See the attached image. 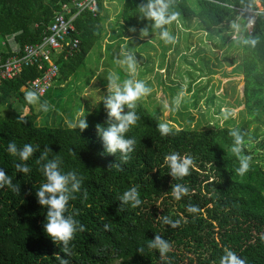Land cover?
I'll return each instance as SVG.
<instances>
[{"label": "trees", "instance_id": "obj_1", "mask_svg": "<svg viewBox=\"0 0 264 264\" xmlns=\"http://www.w3.org/2000/svg\"><path fill=\"white\" fill-rule=\"evenodd\" d=\"M68 1L0 0V49L12 36L22 47L40 42L56 12ZM123 2L120 18L127 27L160 35L161 29L140 11L148 0ZM167 2L169 13H175L177 21L178 17L184 22L195 18L207 32L240 10H261L252 33L247 22L244 25L242 91L249 119L239 131L244 137L241 155L250 157L248 171L243 176L237 171L240 160L231 151V128L170 127V134L162 136L157 128L162 122L143 98L135 109L139 119L126 133L136 140L126 162L119 153L107 154L98 135L97 126L106 127L108 123L103 100L86 119L88 127L82 132L78 128L40 125V114L34 110L18 109L4 116L0 113V168L20 187L19 192L8 186L0 188V264H60L61 259L67 264H220L226 249L244 259L245 264H264V162L246 150L248 143L264 136V0ZM101 14L100 5L97 15L85 11L76 18L75 36L81 44L73 56L60 57V78L75 76L100 44L104 32ZM171 24L165 26L168 31ZM39 74L36 68H26L17 78L4 81L0 106H12L13 98L25 100V92L31 90L24 87ZM10 142L18 149L25 144L39 148L23 162L7 151ZM46 149L51 150L48 159H60L64 172L74 171L83 177L81 190L69 200L66 213L83 225V231L75 233L67 251L45 233L47 208L38 203L35 194L46 182L37 163ZM174 152L193 159L187 176L174 178L169 174L164 160ZM17 163H26L31 171L19 173ZM176 185L188 189L180 199L186 209L195 206L198 211L182 209L186 218L167 215L173 227L159 218L157 203L165 196L174 197ZM131 187L137 188L142 200L135 208L119 200ZM156 236L170 245L163 257L158 249L148 247Z\"/></svg>", "mask_w": 264, "mask_h": 264}, {"label": "rangeland", "instance_id": "obj_2", "mask_svg": "<svg viewBox=\"0 0 264 264\" xmlns=\"http://www.w3.org/2000/svg\"><path fill=\"white\" fill-rule=\"evenodd\" d=\"M123 3V0H100L104 26L101 40L110 49L102 50L101 53L105 68L101 74L103 76L100 75L101 80L109 82L111 73L117 74L123 81L131 78L119 64V61L124 59V54L130 53L136 62L135 78L143 80L152 89L143 100L162 123H168L174 128L201 130L226 126L239 130L249 119L242 91V62L244 25L250 16H240L236 13L232 19L211 32L205 31L202 23L195 18L184 22L178 17L179 21L175 19L169 30L174 38L179 34L177 43H166L163 40L160 42L162 51L157 48V51H150L147 46H143V41L124 39L125 44L129 43V46L135 47L134 50L123 51L122 44L115 39L116 35L124 34V37L129 38L146 32L137 28L130 29L121 21ZM259 6L261 8L260 4ZM236 34L237 39L234 38ZM176 46H179L180 50L177 51ZM96 61L97 58L91 55L75 76L68 80L60 78L47 95L39 96L42 102L49 105L47 112L37 111L36 106L28 104L25 100L13 98L12 106H0V113L4 116L7 113L13 114L18 109H24L26 112L34 110L40 114V125L64 127H70L71 123L82 118L80 113H84L87 119L109 92L108 87H100V83L93 80L92 73L96 74L95 71L99 70ZM101 62L102 59L99 63ZM116 63L121 66L119 70L123 73L115 71ZM263 144L264 136L257 142L248 143L246 147V150L261 162H264ZM180 199L171 196L161 198L157 203L159 218L163 219L167 215L186 218L182 209L186 212L188 210Z\"/></svg>", "mask_w": 264, "mask_h": 264}, {"label": "clouds", "instance_id": "obj_3", "mask_svg": "<svg viewBox=\"0 0 264 264\" xmlns=\"http://www.w3.org/2000/svg\"><path fill=\"white\" fill-rule=\"evenodd\" d=\"M140 11L146 18L153 21L155 28L161 29L160 36L166 43L174 42L175 38L165 28L166 25L171 24L176 19L175 13H169L167 0H148L147 4L141 6ZM144 34L146 35L147 33L145 32ZM119 64L126 69L131 78L125 79L121 84L117 74H109V94L102 99L107 109L108 123L106 127L98 125L97 132L102 141L104 151L112 155L119 153L121 160L126 162L130 158V154L135 150L136 145L135 138L126 137V133L129 132L131 127L136 125L139 119L135 111L137 101L149 95L152 89L143 80L135 78L137 68L132 54L125 53L124 59L120 60ZM24 98L28 104L36 106L37 111L47 112L49 110L47 102H42L38 93L34 91L25 92ZM80 117L82 118H78L76 122L71 123L69 126L78 128L82 132L88 127V123L84 113H80ZM225 118H227V115ZM20 119L23 121V117H20ZM157 128L162 136H167L172 131L168 123H159ZM229 134L233 138L231 151L240 160V167L237 171L239 175L243 176L249 169L250 160V157L241 155L244 137L235 128L230 129ZM38 148L39 145L25 144L23 148L18 149L14 142H10L7 151L13 156H18L20 161L26 162ZM49 151L51 150L46 149L37 160V163L41 165V171L46 182L36 190L35 194L38 203L47 208L46 221L44 223L45 233L53 242L62 243L67 251L69 242L73 240L75 233L83 231V225H80L72 215L66 214L69 200L74 198V193L81 190L83 177L74 171L64 172L60 166V159L47 158ZM42 161L43 163H41ZM164 163L169 168V174L174 178L187 176L190 169L194 166L193 159L190 156H181L175 152L167 155ZM16 169L19 173L24 174L31 171L26 163H17ZM5 186L12 188L16 192L20 191V187L18 188L14 185L12 178L6 174L3 168H0V188ZM187 191L186 187L176 185L173 188V196L175 199H180ZM119 200L122 205H131L133 208L142 203L136 187H131L124 191ZM188 211L195 213L198 209L192 206ZM165 223L172 224L175 227V224L168 218H165ZM148 247L158 249L162 257L170 250L169 243L160 236H156L151 240ZM60 264H67V261L61 259ZM220 264H245V260L239 258L235 252L226 249Z\"/></svg>", "mask_w": 264, "mask_h": 264}, {"label": "built area", "instance_id": "obj_4", "mask_svg": "<svg viewBox=\"0 0 264 264\" xmlns=\"http://www.w3.org/2000/svg\"><path fill=\"white\" fill-rule=\"evenodd\" d=\"M100 0H69L64 2L56 12L55 18L43 39L35 44L20 46L15 36L9 37L4 49H0V86L4 81L20 76L26 68H36L39 76L31 80L28 86L31 91L45 96L60 79L61 68L59 59L71 57L79 49L81 41L75 36L77 31L75 20L85 11L97 15ZM261 10H240V16L248 14L247 29L252 33L256 16ZM238 38V34L234 36Z\"/></svg>", "mask_w": 264, "mask_h": 264}, {"label": "crops", "instance_id": "obj_5", "mask_svg": "<svg viewBox=\"0 0 264 264\" xmlns=\"http://www.w3.org/2000/svg\"><path fill=\"white\" fill-rule=\"evenodd\" d=\"M179 21V20H178ZM131 29V28H130ZM209 35V34H208ZM115 39L117 40V41H119V44L121 43L122 45V50L124 51V50H126V49H130V50H134V45L131 47V46H129V43H126L125 44V41H124V39H126L127 41L128 40H136L137 42H139V41H143L142 43H144L143 44V46H147V49H149L150 51H152V50H156V48H157V50H160V51H162V47L160 46V42H162L163 41V39L161 38V36L159 35V34H156V33H147L146 35L144 34V33H141V34H138V35H133V36H129V38H126V37H124V34H118V35H116L115 36ZM114 39V40H115ZM180 39V36H179V34H177L176 35V37H175V39H174V41H175V43H177V41ZM147 42H156V44H150V43H147ZM139 44H141V43H139ZM107 45V44H106ZM112 45V44H111ZM140 47V46H139ZM159 47V48H158ZM104 48V49H103ZM143 49H144V47H142ZM110 50L109 48H107V46H105V43H104V41H102L101 40V42H100V44L99 45H96L95 47H94V49L91 51V53L89 54V56H88V58H87V60H89V58L91 57V55H93V56H95L96 58H97V67H99V70L97 71H95V72H97L96 74L95 73H92V76H94L93 77V80L95 79V80H97L100 84H99V86L100 87H108V85H109V82H106V80L105 79H103V80H101V78H100V75L105 71V68H104V63H103V61H104V59L101 57L102 56V50ZM141 49V48H140ZM176 49H177V51L178 50H180L179 49V46L177 47L176 46ZM96 50V51H95ZM121 50V51H122ZM156 50V51H157ZM147 52V51H146ZM145 52V53H146ZM134 53V52H133ZM150 53V52H149ZM102 59V62L101 63H99V61ZM116 66H115V71H118L119 73H123L122 71H120L119 70V68H121V66L120 65H118V63H116L115 64ZM160 66H162V64H160ZM101 76H103V75H101ZM125 76H127V75H125ZM119 82L122 84L123 83V80L120 78V80H119Z\"/></svg>", "mask_w": 264, "mask_h": 264}]
</instances>
